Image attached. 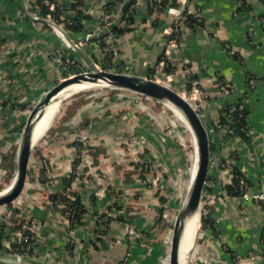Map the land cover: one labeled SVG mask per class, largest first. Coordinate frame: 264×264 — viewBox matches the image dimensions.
<instances>
[{"label": "crops", "instance_id": "0c3cea01", "mask_svg": "<svg viewBox=\"0 0 264 264\" xmlns=\"http://www.w3.org/2000/svg\"><path fill=\"white\" fill-rule=\"evenodd\" d=\"M61 1L72 8L71 0ZM112 1L81 0V13L86 16L82 29L63 34L37 27L33 16L39 0H0V167L16 170L27 110L40 95L72 75L73 68H66L64 61L70 58L88 70L104 69L101 46L113 33L117 40L108 69L149 77L177 90L199 109L207 130L210 154L202 214L212 225L201 226L186 264L243 260L264 264V28L260 22L264 8L255 0L247 5L240 0H173L161 7L155 1L132 0L126 11L131 13L130 23L123 21L126 13L118 20L122 5L114 11L121 32L112 31L111 24L101 38L85 40L87 33L103 31L97 13ZM76 16L70 11L64 14L66 19ZM179 16H199L202 23L180 20L174 39ZM58 49L64 54L54 59ZM187 67L198 86L188 82ZM249 80H255L254 87H249ZM220 82L227 83L231 92L219 94ZM76 100L62 107L34 142L19 195L21 207L0 215V256L9 255L1 248L5 238L36 218V255L25 258L37 264H119L127 252L126 264H169V226L179 206L176 182L187 181L185 151L148 117H135L127 108L87 107L63 119L64 110ZM237 101L244 103L248 129H237L233 135L220 132V112ZM78 126L90 138L88 142L76 138ZM136 160L151 161L153 177L169 180L161 191L142 183L144 174ZM44 162L56 178L53 186L46 184ZM235 172L245 179L250 196L261 194L263 199L255 202L229 194L227 186ZM68 176L85 211L74 231L64 218L63 188ZM99 214L113 216L104 233L96 228ZM250 254L259 259L251 261Z\"/></svg>", "mask_w": 264, "mask_h": 264}, {"label": "water", "instance_id": "95a60500", "mask_svg": "<svg viewBox=\"0 0 264 264\" xmlns=\"http://www.w3.org/2000/svg\"><path fill=\"white\" fill-rule=\"evenodd\" d=\"M264 8V0H255ZM132 0H125L121 7V13L118 20L122 19L131 4ZM53 31L58 33L65 32ZM108 29L104 28L98 34H92L88 40L101 38L107 33ZM64 34V33H63ZM86 38V37H85ZM64 49L67 47L64 45ZM104 83L106 86L133 92L142 97L152 99L173 106L187 122L196 146V171L193 180L185 191V195L176 214L175 222L172 229V238L170 242L169 264H183V238L184 222L194 214L198 209L201 211L202 191L207 179L210 146L206 127L202 121L200 113L194 108L192 103L175 89L158 82L152 78L133 75L129 73L117 72L112 70L94 67L81 73L73 74L64 78L47 90L42 98L35 103L31 112L26 118L23 126L20 144L17 151V163L14 183L11 189L0 196V206L7 205L15 200L21 193L27 177L28 165L34 147V129L38 123L44 109L52 102L58 94L64 89L75 84H99ZM189 166L185 163L183 168V177L187 178ZM199 231V228H198ZM195 242V241H194ZM0 264H37L25 257L15 258L11 255L0 256Z\"/></svg>", "mask_w": 264, "mask_h": 264}, {"label": "built area", "instance_id": "2783aa9c", "mask_svg": "<svg viewBox=\"0 0 264 264\" xmlns=\"http://www.w3.org/2000/svg\"><path fill=\"white\" fill-rule=\"evenodd\" d=\"M76 5H74L72 8L67 7L64 3H62L61 0H42V5L41 7L38 8V12L35 16H33L36 25L40 29H50L53 31H61L64 30L65 28L62 26V24L59 22L57 18H54V14L56 10H58L59 16L61 20H66L68 21L69 25L73 24V19H66L64 17V14L66 12H73V14H78L81 12L82 8V2L81 0H73ZM151 2L153 1H158V0H150ZM245 1L247 3L248 0H240ZM123 0H113L112 2L105 4L101 10L97 13L101 27L100 28H107L109 30V26L114 22L115 20V9L118 8V6L122 5ZM47 6L49 14L46 16L43 13V7ZM51 13V14H50ZM180 15V14H179ZM178 20L174 24V28L172 31L173 38H177L180 32V25L179 22L180 20L185 21L187 24H200L202 23V19L199 16H193V17H186L181 18L180 16L177 18ZM260 22L262 24V27L264 28V16L260 18ZM92 35V33H87L85 40H88V38ZM116 37L114 36L113 33H110L108 36V40L105 41L103 46H101L102 51L104 53L105 59L104 62L106 64V67L104 69H108L109 65V58H110V52L116 42ZM0 42H2V38L0 37ZM102 45V43H101ZM226 49L229 50L231 54H234L235 51L234 49L229 45L226 44ZM52 56L54 59L59 58L63 53L61 50H56ZM64 66L66 68L72 67L74 69L78 68V70H82L81 66L74 62L72 59H66L64 61ZM83 71H78L74 74L81 73ZM187 72V80L188 82L193 86L196 87L198 86L199 82L195 80L192 77V74L190 72V69L187 67L186 68ZM125 73V72H123ZM73 75V74H72ZM255 80H249L248 85L249 87H254ZM217 92L221 95L228 94L231 92V87L224 82H220L217 87ZM193 105V104H192ZM194 106V105H193ZM194 108L198 111L199 109L194 106ZM239 121L243 122V125H239ZM217 128L220 132L226 131L229 134L233 135L235 134L237 129H240L241 131L244 130L246 131L248 127L246 126L245 123V106L242 101H237L234 103L227 104L226 107L220 112V119L217 123ZM136 164H139L141 171L143 172L142 176V183L145 184L149 189H153L154 191H161L164 188V181L168 182V179H159L157 177H153L152 172L155 171V168L152 166L151 161L148 160H136ZM227 164H222V166H226ZM43 169L44 173L46 174V184L48 186H53L55 183V176L54 173L52 172V169L49 165V163L44 162L43 163ZM75 174V173H74ZM73 173L71 176L74 175ZM71 176H68L67 178V183L64 185L63 188V196L65 197V204L64 206V218L66 219V224L70 228V231H74V228L76 226H79L83 218L85 216V211L84 208L79 204L76 205L75 201V194H74V184L68 180L71 178ZM75 177V176H74ZM77 178V177H76ZM237 194L245 197V198H251L255 202H259L261 199H263V195L261 194H256V195H249L247 192V183L245 179L243 178L242 175H239L238 177V187L235 191ZM166 212L164 211L162 213V217L165 218ZM112 215L111 214H99L96 217V223H97V230L101 233H104L111 227L112 225ZM1 222V219H0ZM38 228V222L36 218H32L31 220L25 222L22 224L19 228L14 230V232L5 238L3 241L1 248L3 251L8 253L9 255L15 257V258H23V257H34L36 255V230ZM130 253L127 252L123 260L119 264H126L128 257ZM249 259L251 261H256L259 259L258 256L250 254ZM240 264H247L246 262L241 261Z\"/></svg>", "mask_w": 264, "mask_h": 264}, {"label": "rangeland", "instance_id": "374dc122", "mask_svg": "<svg viewBox=\"0 0 264 264\" xmlns=\"http://www.w3.org/2000/svg\"><path fill=\"white\" fill-rule=\"evenodd\" d=\"M81 68L82 70H78V68L74 67L72 74L78 71L88 70V68H84L83 66H81ZM77 96V100L64 110L63 114L61 115L63 119L65 117L69 118L77 113V110L87 107H92V109H97V111L100 109L102 110L103 108V111H105V109L113 108L114 106L117 108L123 107V111L130 109L134 112L135 117H137L138 115L148 117L149 121L154 127L162 130L164 134L167 135L169 140L172 139V141L176 143V145L183 149L186 153L187 165H191V157L193 155L191 134L185 128L182 122L179 121L175 117V115L165 107L163 103L142 97L133 92L119 90L109 86H99L91 91L80 93ZM40 98H42L41 95L27 110L26 116L29 115L32 107L36 102L40 100ZM61 109L59 113L61 112ZM74 131L76 134V138H78L80 142H88L90 140L87 135H84L83 128H80L78 126ZM15 173L16 170H13L11 172L7 171V166L5 165H3V168L0 167V189H4L8 184L10 185L12 180L15 179L13 178L15 176ZM187 184V181L178 180L176 182L177 202L179 205L184 198ZM20 196H18V198L8 203L7 205L0 206V215H6L11 209L20 208L22 204ZM177 211L178 208L173 211L171 225L169 226L170 231H172L173 229ZM202 211L203 210L201 206L199 231L197 235H199L202 226Z\"/></svg>", "mask_w": 264, "mask_h": 264}, {"label": "bare ground", "instance_id": "6f19581e", "mask_svg": "<svg viewBox=\"0 0 264 264\" xmlns=\"http://www.w3.org/2000/svg\"><path fill=\"white\" fill-rule=\"evenodd\" d=\"M99 86H106V85L104 83L75 84L61 91L56 97V99H54V101H52L44 109L41 115V118L39 119L34 129L33 141L36 142L42 136V134H44V132L51 126L53 119L57 116L60 109L64 107L71 99L78 97L77 95L80 93L91 91L94 88H97ZM165 107L168 108L175 115V117L179 121L182 122V124L191 134L193 155L191 157V165L189 166V173L187 177V183H188L187 188H188L189 184L194 178L195 171H196L197 156H196L195 141L190 131V128L187 122L184 120L183 116L173 106L166 104ZM13 183H14V180H12L10 185L8 184L4 189H0V196L8 192L11 189ZM199 222H200V210L199 209L194 214H192L190 217H188L184 222V238H183L184 243H183V256H182L183 264H186L189 259L192 246L194 244L196 235L198 233ZM171 238H172V231L169 235L170 242H171Z\"/></svg>", "mask_w": 264, "mask_h": 264}, {"label": "trees", "instance_id": "16d2710c", "mask_svg": "<svg viewBox=\"0 0 264 264\" xmlns=\"http://www.w3.org/2000/svg\"><path fill=\"white\" fill-rule=\"evenodd\" d=\"M172 1L173 0H158V1L154 2V5H156V6L159 5L161 7V6L166 5L167 2L172 3ZM41 2H42V0H39V2H38L40 4V7L42 5ZM71 2H72L71 3L72 7L74 5H76V3L73 0H71ZM241 4L242 5H247V3L245 1H242ZM43 13L46 16L49 14L47 6L43 7ZM59 13L60 12L58 10H56V12H55L53 17L57 18L59 20V22L62 24V26L66 30H70L72 32H76V31H80L82 29V22L86 19V16H84L81 12H79L77 14V16L73 19V24L72 25H69L68 21H66V20H61L60 16H59ZM130 15H131V13H126V15L123 18V21H126V22L130 23V21L132 20ZM110 28H111L112 31H118V32L122 31L121 29H118L117 24L115 22L112 23ZM239 125L240 126L243 125V122L239 121ZM239 175H240V173L235 172L233 180H232V184L227 186L228 193L231 194V195H236L237 194L235 191H236V189L238 187V177H239ZM75 202H76L75 203L76 205H79L78 199H76ZM211 225H212V223L207 221V219L204 216H202V227L203 228H207V227H211Z\"/></svg>", "mask_w": 264, "mask_h": 264}]
</instances>
